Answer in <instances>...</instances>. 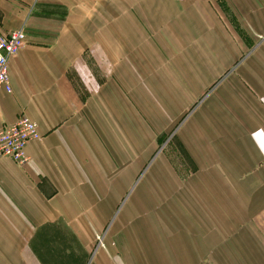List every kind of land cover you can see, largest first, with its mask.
I'll return each mask as SVG.
<instances>
[{
    "label": "crops",
    "instance_id": "obj_1",
    "mask_svg": "<svg viewBox=\"0 0 264 264\" xmlns=\"http://www.w3.org/2000/svg\"><path fill=\"white\" fill-rule=\"evenodd\" d=\"M19 28L0 128L41 138L0 159V264H264V0H0Z\"/></svg>",
    "mask_w": 264,
    "mask_h": 264
},
{
    "label": "built area",
    "instance_id": "obj_2",
    "mask_svg": "<svg viewBox=\"0 0 264 264\" xmlns=\"http://www.w3.org/2000/svg\"><path fill=\"white\" fill-rule=\"evenodd\" d=\"M25 44L22 28L7 35L0 34V89L11 93L7 64L11 57ZM41 138L37 125L25 115H19L17 121L0 128V159L7 158L21 166L26 162L25 147L30 141Z\"/></svg>",
    "mask_w": 264,
    "mask_h": 264
},
{
    "label": "rangeland",
    "instance_id": "obj_3",
    "mask_svg": "<svg viewBox=\"0 0 264 264\" xmlns=\"http://www.w3.org/2000/svg\"><path fill=\"white\" fill-rule=\"evenodd\" d=\"M219 5H220V6H219V11H218V13H220V15H221L222 17L224 16V18H226V21L232 23L233 29L235 30V32L238 33V35H239L240 37H244V36H245V32L241 29V27H239V25H238L236 19L233 18V16H232V12L230 11V9H229L228 6L226 5V3H224V4H223V3H220ZM218 15H219V14H218ZM182 120H183V119H181V121H179V123H177V124L175 125L174 130H176V129L179 127V125L182 123ZM174 132H175V131H172V132H171V135L168 136V139L165 140V141H163V142L159 145L158 149L155 150V152L153 153V155H151V156H149V157L147 158L148 161L145 163V168H144V169H145V172H146L148 169H150L149 166L151 165V162H152V161L154 160V158H155L158 154H160V153L167 154L168 156L170 155V159H171V161H172L173 163H175V161H178V162H180V163L182 162L181 155H180L179 152L176 153V157H177V159L174 160V155H173V154H175V152L173 153V151H170L171 148H173V145H172V142H171V137L173 136ZM129 191H130V190H129ZM130 194H131V192L128 194V197H127V198H129ZM128 203H130V202H128ZM119 219H120V215L115 214V215H114V218L111 219L110 221H108V222L104 225V229H106L105 232H106L109 228L119 227V226H118ZM103 238H104V234L96 236L95 247H94L95 250H96V249L104 248L103 246H104L105 244L108 243L107 241H106V242H105V241L103 242Z\"/></svg>",
    "mask_w": 264,
    "mask_h": 264
}]
</instances>
